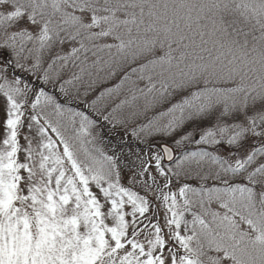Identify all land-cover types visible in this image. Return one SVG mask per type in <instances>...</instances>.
<instances>
[{
	"label": "snow or ice",
	"instance_id": "obj_1",
	"mask_svg": "<svg viewBox=\"0 0 264 264\" xmlns=\"http://www.w3.org/2000/svg\"><path fill=\"white\" fill-rule=\"evenodd\" d=\"M0 101V264H264V0H0Z\"/></svg>",
	"mask_w": 264,
	"mask_h": 264
},
{
	"label": "rangeland",
	"instance_id": "obj_2",
	"mask_svg": "<svg viewBox=\"0 0 264 264\" xmlns=\"http://www.w3.org/2000/svg\"><path fill=\"white\" fill-rule=\"evenodd\" d=\"M81 107H82V105H81ZM4 119H5V113H4V108H3V102L0 101V133H2V131H3ZM105 128H108V127L105 126ZM25 131H26V129H25ZM111 131H112L114 137H118L119 136L118 131H122V130L117 128V129H113ZM167 139L169 141H171L173 138L168 137ZM153 142H154V140L150 141V143L154 144ZM21 143H23V140L21 141ZM153 148L156 149V150H159V147L156 148V146L155 147L153 146ZM135 151H139V150L135 149ZM144 151L147 152V147L144 148ZM219 151H220L221 154H225V149L224 148H221ZM134 160H135V156L128 158V160H126L125 163L126 164H130ZM165 166H167V165L165 164ZM193 183H195V182L193 181Z\"/></svg>",
	"mask_w": 264,
	"mask_h": 264
},
{
	"label": "trees",
	"instance_id": "obj_3",
	"mask_svg": "<svg viewBox=\"0 0 264 264\" xmlns=\"http://www.w3.org/2000/svg\"><path fill=\"white\" fill-rule=\"evenodd\" d=\"M118 134H119L118 137H114L112 131H110L108 128H105L104 133H103V136L105 138H107V139H110L111 141H118L122 137L123 133H122V131H118ZM167 138L168 137L157 136V137H155L153 139L154 140V142H153L154 144H152V145L154 147L156 146V148H158L159 145L160 144H163V143H165V144H171L172 143V140L169 141ZM145 147H146L145 145H140V146L136 147L135 149L140 150L141 148H143V150H144Z\"/></svg>",
	"mask_w": 264,
	"mask_h": 264
},
{
	"label": "water",
	"instance_id": "obj_4",
	"mask_svg": "<svg viewBox=\"0 0 264 264\" xmlns=\"http://www.w3.org/2000/svg\"><path fill=\"white\" fill-rule=\"evenodd\" d=\"M163 145H165V144L160 145V147H162ZM165 163L167 164V162H165Z\"/></svg>",
	"mask_w": 264,
	"mask_h": 264
}]
</instances>
